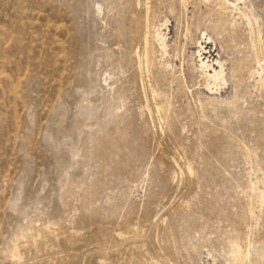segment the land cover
I'll list each match as a JSON object with an SVG mask.
<instances>
[{"label": "rangeland", "instance_id": "rangeland-1", "mask_svg": "<svg viewBox=\"0 0 264 264\" xmlns=\"http://www.w3.org/2000/svg\"><path fill=\"white\" fill-rule=\"evenodd\" d=\"M0 264H264V0H0Z\"/></svg>", "mask_w": 264, "mask_h": 264}, {"label": "bare ground", "instance_id": "bare-ground-1", "mask_svg": "<svg viewBox=\"0 0 264 264\" xmlns=\"http://www.w3.org/2000/svg\"><path fill=\"white\" fill-rule=\"evenodd\" d=\"M224 4L227 5V6L234 7L233 6L234 4L232 5L231 3H228L227 1H224ZM148 12L149 11L147 9V11H146V19H145V27H146L147 32L145 33V37H144V41H145V51H144L143 57H142V62L144 64L145 68H148L149 65H150V54H149V52L147 50L148 49V44H149V38H150V36L147 35L148 34V30L150 29V22H149ZM153 32H154L153 34H154L157 42L158 41L160 42L159 43L160 47L162 48V50L163 49L165 50V47L166 46H165L164 40L162 38H160L159 32L158 31H153ZM217 64L220 67V71H217V69H215L214 67H212L213 75L207 74V77L211 81H213L214 84H217V83L220 84V82L222 84H224L225 81H224V76H223V74H224L223 67H222V65H221L220 62H217ZM200 67H201V69H205V68H208L209 66H207L206 63H204L203 60H202ZM241 253L242 252L239 250L238 251V254H241Z\"/></svg>", "mask_w": 264, "mask_h": 264}]
</instances>
